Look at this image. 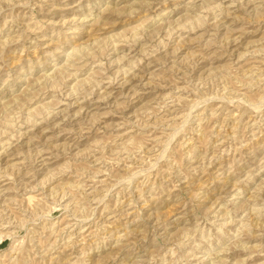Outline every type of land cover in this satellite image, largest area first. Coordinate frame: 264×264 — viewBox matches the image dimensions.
Returning <instances> with one entry per match:
<instances>
[{
  "label": "rangeland",
  "instance_id": "rangeland-1",
  "mask_svg": "<svg viewBox=\"0 0 264 264\" xmlns=\"http://www.w3.org/2000/svg\"><path fill=\"white\" fill-rule=\"evenodd\" d=\"M0 264H264V0H0Z\"/></svg>",
  "mask_w": 264,
  "mask_h": 264
}]
</instances>
